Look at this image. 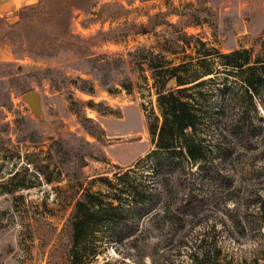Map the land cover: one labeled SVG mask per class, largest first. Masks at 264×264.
<instances>
[{
  "label": "rangeland",
  "instance_id": "374dc122",
  "mask_svg": "<svg viewBox=\"0 0 264 264\" xmlns=\"http://www.w3.org/2000/svg\"><path fill=\"white\" fill-rule=\"evenodd\" d=\"M62 3L46 0L22 25L18 9L0 16V264H68L63 227L75 188L123 194L129 182L149 181L150 166L141 161L151 148L146 121L160 119L149 64L179 65L184 81L216 71L193 90L204 95L195 94L197 105L210 110L204 137L217 139L226 117L216 112L232 109L253 126L254 146L232 145L224 156L226 187L201 181L196 166L186 171L191 194L202 197L193 214L158 206L122 241L110 226H97L98 253L82 264H157L162 252L169 253L164 264H196L195 257L203 264H264V86L246 99L240 77L225 76L220 56L248 50L253 63L264 39V0ZM194 39L216 54L201 57ZM30 91L34 107L22 98ZM79 116L104 130L101 142Z\"/></svg>",
  "mask_w": 264,
  "mask_h": 264
},
{
  "label": "trees",
  "instance_id": "16d2710c",
  "mask_svg": "<svg viewBox=\"0 0 264 264\" xmlns=\"http://www.w3.org/2000/svg\"><path fill=\"white\" fill-rule=\"evenodd\" d=\"M67 1L61 0L63 3L60 7L63 8L65 6L63 4ZM45 5L46 0H38L19 8L17 25L21 24V19L29 17L27 11H33L36 7L43 9ZM66 18L67 15L63 17L64 27ZM183 39L190 40L191 37L184 36ZM193 44L196 53L201 57L216 54L214 49H203L202 43L196 39ZM239 55L243 57L238 61ZM220 56L225 59L222 63L225 76H239L243 95L251 100L257 87L264 86V39L255 53L252 64L248 61V50H234ZM149 68L154 80L155 101L160 118L146 121L151 148L141 161L148 162L150 166L149 173L144 176L149 178L150 182L146 178L133 180L129 182L123 194L118 192L122 190L121 188L108 194L90 193L82 188H75L71 210L63 227L69 236L66 252L68 264H82L84 259L87 260L86 263L88 259L96 256L98 247L92 245L95 241L92 235L97 231L95 229L97 226H110L114 238L122 241L135 235L139 230L140 219L154 212L158 206L166 208L165 212L171 215L193 214L202 204V197L191 194L186 171L191 173V168L196 166L195 168L200 171L201 181L226 187L230 185L231 180L220 169L224 156L231 154L232 145L244 148L254 146L249 133L250 127L253 126L246 122L242 111L235 113L232 109L228 111L218 109L217 114L212 112L216 117L226 118L217 134V139L204 137L203 120L210 115V110L197 105L195 94L204 95L199 92L194 93L193 90L212 82L214 79L211 77L199 81L198 79L216 71L203 69L200 77L184 81L180 75L183 70L179 65L167 67L163 64H149ZM169 80L173 82L170 85ZM79 122L86 133L96 141L103 140L104 130L96 122L83 116H79ZM114 169L119 172L122 170L116 165ZM123 173L127 174V172ZM105 182L110 184L108 180ZM102 197L108 200L105 201ZM259 209L262 213L264 229V200L259 201ZM167 259L169 253L162 252L157 264H164ZM194 259L196 264L204 262L203 257Z\"/></svg>",
  "mask_w": 264,
  "mask_h": 264
},
{
  "label": "crops",
  "instance_id": "0c3cea01",
  "mask_svg": "<svg viewBox=\"0 0 264 264\" xmlns=\"http://www.w3.org/2000/svg\"><path fill=\"white\" fill-rule=\"evenodd\" d=\"M35 1L36 0H0V16L7 15L11 11L17 10L22 6L34 3Z\"/></svg>",
  "mask_w": 264,
  "mask_h": 264
},
{
  "label": "water",
  "instance_id": "95a60500",
  "mask_svg": "<svg viewBox=\"0 0 264 264\" xmlns=\"http://www.w3.org/2000/svg\"><path fill=\"white\" fill-rule=\"evenodd\" d=\"M172 83V80L168 81V84L170 85ZM22 98L32 107L36 105L37 97L36 94L33 91L27 92L23 94Z\"/></svg>",
  "mask_w": 264,
  "mask_h": 264
}]
</instances>
